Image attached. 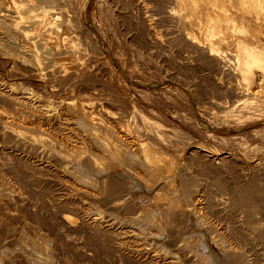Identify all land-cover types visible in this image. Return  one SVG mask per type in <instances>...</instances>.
Listing matches in <instances>:
<instances>
[{"label":"bare ground","instance_id":"bare-ground-1","mask_svg":"<svg viewBox=\"0 0 264 264\" xmlns=\"http://www.w3.org/2000/svg\"><path fill=\"white\" fill-rule=\"evenodd\" d=\"M120 1L135 8L151 41L159 44L163 32L184 58L211 65L213 90L228 98H209L213 109L264 108V0ZM75 7L0 0V152L29 168L20 182L0 164V264H100L86 239L72 236L81 229L107 246L112 264H252L231 238L240 227L252 245L264 244V214L238 204L237 187L187 169V160L212 150L184 145L97 85L104 71ZM155 22L166 27L159 32ZM260 166L248 170L262 179ZM33 182L56 193L52 224L37 217Z\"/></svg>","mask_w":264,"mask_h":264},{"label":"rangeland","instance_id":"rangeland-1","mask_svg":"<svg viewBox=\"0 0 264 264\" xmlns=\"http://www.w3.org/2000/svg\"><path fill=\"white\" fill-rule=\"evenodd\" d=\"M75 1V18L79 20L82 27L88 26L92 37L90 40L86 39L88 44L86 47L97 52L96 56L93 53L95 58L93 61L99 62L97 64H100L102 74L104 71L103 76H99L102 83H97V85L107 86L119 98L135 105L137 111L141 110L149 118H153L150 120L155 121L156 119L155 122L159 121L158 123L163 127H168L167 129L172 131L173 136L181 143L184 142V145L201 146L202 149H210L212 153L223 157L222 162L217 163V158H214L215 154L209 158L200 157L197 154L187 160V165L190 167L187 169H196L199 175L215 180L216 183L228 189L237 187L238 198H241L237 203L246 206L253 205L254 208L257 206L259 210L257 207L255 209L264 214V207H262L264 206V178L261 179L255 173L250 174L252 172L248 170L249 167L253 169V166H264V140H262L264 139V108L252 110L238 104L232 109H213L209 98L213 96V99H222L224 97L227 101L228 98L213 90L208 76L212 73V68L205 60L198 57L184 58L186 53L184 47L170 42L166 39L167 36L162 34L163 32L162 35L160 34L159 44L151 41L145 33L141 17L137 19L140 15L138 16L135 8L128 5L125 7L120 0ZM84 2L86 5L82 7ZM152 10L149 11L154 15L147 13L149 11H146V14L154 18L158 17L155 14L156 11ZM156 24L158 29L161 28L159 32L166 27L165 23V25L163 23L159 25V22ZM158 29L156 27L157 32ZM95 44L98 48H94ZM118 103L121 104V102ZM10 149L12 151V147ZM9 152H0V157L2 156L0 159L3 158L0 161V164L3 163L2 169H10V172H14L19 181L23 182L22 173L19 171L29 169L28 165L21 160H16L17 156ZM18 152L26 153L22 149ZM31 185L33 188L31 187L30 196L35 201L34 208L37 212L39 211L37 217L40 220L50 221L52 224V220H55V210L53 212L48 208L51 207L48 201H51L56 193H51L50 186L44 183L33 182ZM53 208L57 209L58 206L54 205ZM242 208L245 209V206ZM81 231L82 229L72 236L81 238L82 241L86 239L87 245L96 252L100 264H112L109 250L101 240H98L99 237L89 235L86 231L81 233ZM233 235L232 243L240 247L244 253L246 252L245 255L252 264H264V253H262L264 244L256 241V244L252 245L251 239L240 227L233 232Z\"/></svg>","mask_w":264,"mask_h":264}]
</instances>
